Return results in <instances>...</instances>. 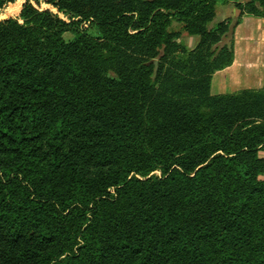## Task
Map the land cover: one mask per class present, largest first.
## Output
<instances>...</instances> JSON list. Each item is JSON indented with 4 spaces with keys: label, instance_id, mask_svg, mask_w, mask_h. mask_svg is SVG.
<instances>
[{
    "label": "trees",
    "instance_id": "1",
    "mask_svg": "<svg viewBox=\"0 0 264 264\" xmlns=\"http://www.w3.org/2000/svg\"><path fill=\"white\" fill-rule=\"evenodd\" d=\"M218 1L0 0V264H264V89L211 94L264 0Z\"/></svg>",
    "mask_w": 264,
    "mask_h": 264
},
{
    "label": "crops",
    "instance_id": "2",
    "mask_svg": "<svg viewBox=\"0 0 264 264\" xmlns=\"http://www.w3.org/2000/svg\"><path fill=\"white\" fill-rule=\"evenodd\" d=\"M244 23L251 25L252 28L242 34L241 28ZM234 52V63L213 75L211 83L213 96L264 89V18L250 15L242 18L234 30ZM226 85H232L239 91L225 93L223 90Z\"/></svg>",
    "mask_w": 264,
    "mask_h": 264
},
{
    "label": "rangeland",
    "instance_id": "3",
    "mask_svg": "<svg viewBox=\"0 0 264 264\" xmlns=\"http://www.w3.org/2000/svg\"><path fill=\"white\" fill-rule=\"evenodd\" d=\"M247 1L249 0H219L216 6V17L210 23L209 29L215 28L220 22L225 21V20H228L233 24L239 15V11L235 8V2L245 3ZM15 16H16V13H10L6 10L0 11V21H3L4 19L10 18V17H15ZM251 28H252L251 25L244 23V26L241 28L242 34L247 33L248 31L251 30ZM88 29L91 35L93 36L97 35V30L94 25H90ZM172 29L181 32V35H182L181 41L185 45H187L189 49H193L199 43L200 38L198 36H189L187 33H185L182 30V25L175 22ZM65 37L68 39H71L73 35L71 33H66ZM238 91L239 90L234 89L232 85H226V88L223 90V92L225 93H235ZM214 93L216 94L215 90H214Z\"/></svg>",
    "mask_w": 264,
    "mask_h": 264
}]
</instances>
